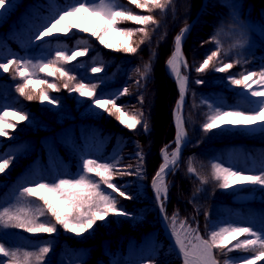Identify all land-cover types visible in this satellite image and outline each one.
Returning <instances> with one entry per match:
<instances>
[{
    "label": "trees",
    "instance_id": "obj_1",
    "mask_svg": "<svg viewBox=\"0 0 264 264\" xmlns=\"http://www.w3.org/2000/svg\"><path fill=\"white\" fill-rule=\"evenodd\" d=\"M66 1L22 0L18 9L12 13L10 21L0 27V58L3 56L7 59L11 58L8 54L13 49L20 54L23 53V56L26 55L27 42L39 46L42 41L36 42L33 37L38 33L40 24H47L59 8V2ZM240 1L252 22L259 26L264 25V0ZM116 2L122 8L130 9L134 14L152 15L158 21V27L152 24L147 26L151 39H146L137 53L125 54L108 49L101 45L97 38L93 39L88 33L76 29L67 35H54L50 39L61 42L62 39L63 41L70 39L69 47L74 50L88 48L89 51L85 55L87 64L77 67L73 61L59 65L77 77V80L72 81L71 84L80 81L95 83L98 85L97 94H103L105 97L113 96L124 87H128L129 94L121 96L116 102L118 105H128L127 109L130 113L138 114L142 111L148 121L149 130L145 131L142 126H138L136 130H128L114 117L107 113L101 114L99 110L91 108V99L80 97L74 92L70 93L63 87L66 82L64 79L48 77L45 73H39V78L56 83L60 90L53 91L46 85L38 84L36 94L38 96L39 90L43 88L50 97L58 101V104H49L47 101L41 103L39 99L27 101L15 90L16 85L22 81L18 77L13 79L14 70L10 69L8 73L0 70V104L6 100L11 105L5 109L10 112L22 110V114H27L29 117L25 121L18 122L14 130L10 129L9 137H0V155L12 159L5 172L0 173V198L12 193L20 183L35 178L38 173L47 169L55 170L57 164L53 161L47 143L43 142V139L49 135L62 136L58 141L57 152L73 171H77L82 166L83 160L94 159L88 156L83 158V152L79 149L81 147L83 150H88L86 140L93 142L94 148L97 147L101 150L100 154L107 157L105 160H97L98 162L116 164L121 170L126 169L128 165H132L134 170L140 162L137 152L142 151L143 175L115 176L113 180L122 191L134 197V199H124L114 194L119 200L117 206L131 213L132 218L109 215L105 222L98 221L92 230L79 236L60 226H57V232L53 234H32L23 229H16L33 243L48 238L49 241L44 245L50 247L46 259H51L55 263L62 250H70L73 254L82 250L88 252V257L80 264H110L119 249L126 254L131 248L150 244L154 255L143 264H150V261L152 264H181L180 257L170 248V241L163 234L158 205L150 182L162 164L163 146L174 139L176 132L173 110L178 99V88L166 68V61L173 52L175 36L196 15L203 0H172L165 11L153 9L151 12L137 8L131 0H116ZM230 4L231 0H208L184 45V53L192 68L185 113L189 141L178 167L172 170L168 177L166 214L169 224L173 214L178 213L177 218L197 224L207 236L210 235L208 231L206 232L210 219L225 216L232 211L252 216L257 223L264 222V187L245 185L223 190L219 187V181L213 178L212 169L214 163L225 167L224 160L231 157L242 156L246 160H264V130L249 131L238 127H227L208 133L202 130L206 114L209 113L208 104L215 107L217 104H229L234 109H239L246 102L247 95L243 93V88L231 85L228 77L240 78L241 73L259 72L264 68V36L251 30L252 37L249 43L243 44L246 40L239 38L238 29L234 32L227 29L224 33H220L224 18L230 13ZM102 23L101 18H98L96 26ZM138 27L142 26L133 22H121L116 26L118 29ZM141 38L142 34L139 33L133 36L134 44L139 43ZM213 38L220 42V56L213 62L214 66L237 60L240 63L224 73L216 72L212 67L204 73H197L196 68L199 67L197 65L217 49V44L212 42ZM106 39L112 44L119 45L126 38L113 29L109 30ZM82 41L86 43H81ZM48 48L51 51L48 61L54 60L57 51L54 43ZM149 61H151V74L146 80L137 84L140 75L136 69H143L144 64ZM96 64L102 67V71L98 74L91 71ZM197 79L203 80L204 83L196 84ZM168 87L171 92L167 97ZM141 96L143 103H140ZM161 110H163L162 116ZM8 119L16 123L11 116ZM72 136L76 137L79 144L68 139ZM190 166L195 169L194 173L189 172ZM96 179L99 181L98 177ZM138 179L142 185L140 189L133 186L137 184ZM242 195H252L253 198L240 199L239 196ZM35 199L37 205L42 206L43 202ZM46 219L54 223V219L50 216L40 217V221ZM244 239H252V236L245 234L238 240L232 239L228 247L232 248ZM166 249L169 251L166 252ZM260 250L257 247L255 251L234 249L229 252L227 249L214 248V254L219 264H224L228 257L244 260V257H254ZM1 257L3 256L0 255ZM162 257L165 259L160 261L159 258ZM255 264H264V260H258Z\"/></svg>",
    "mask_w": 264,
    "mask_h": 264
},
{
    "label": "snow or ice",
    "instance_id": "obj_2",
    "mask_svg": "<svg viewBox=\"0 0 264 264\" xmlns=\"http://www.w3.org/2000/svg\"><path fill=\"white\" fill-rule=\"evenodd\" d=\"M172 0H131L137 8L145 9L151 12L153 9L165 11ZM5 5V0H0V7ZM3 13L0 12V16ZM93 15L101 17L102 24H97L96 30L91 31V36L96 37L99 43L104 47L116 51H121L125 54H135L138 48L145 40H150L148 25L159 26L158 21L152 15H137L130 9H125L119 6L116 0H99V3L91 2V0H76L75 3L65 7L62 10L55 12L49 19L47 24L42 27L34 37L36 42L43 41L45 38L54 35H67L73 29L88 33L90 29L85 26L87 19ZM70 17H82L85 24H73ZM121 22H133L142 27L135 29H118L116 26ZM117 30L120 35L126 39L119 45L110 43L107 39L109 30ZM55 30V31H54ZM189 26L181 29L180 33L174 38V48L171 57L166 61V66L170 74L177 83L179 99L177 107L174 109V123L177 128L175 138V149L171 153V159L167 151L168 145L161 150L163 163L160 165L152 180V189L158 201L162 213L165 214V219H169L166 214L165 204L168 198V185L166 176L170 173L172 167L177 164L180 156V149L186 139V131L184 128L183 105L188 90V76L181 72V67L188 69L187 60L183 55V39L185 38ZM137 33L142 34L139 43L133 41V36ZM212 42L217 44V49L209 54L203 62L196 68L197 73H204L210 67L214 71L224 73L234 67L240 61L222 63L221 66H214L213 62L220 56V42L213 38ZM81 43H86L82 41ZM89 51L88 48L82 50H72L68 54V50H57L55 59L39 61L33 63L32 60L23 58H10L6 62H0V70L8 73L10 69L14 70L15 76L22 81L16 85V92L20 96L25 97L28 101L39 99L41 103L47 101L49 104H58V101L50 97L49 93L43 88L39 90L37 96L36 85H46L48 89L59 91V87L54 82H49L47 79L39 78V73H45L48 77H56L64 79L66 82L63 87L70 93H77L80 97H86L92 100L90 105L94 110H99L101 114L107 113L114 117L117 122L126 127L128 130H136L138 126H142L145 131L149 130L148 121L144 118V113L140 111L138 114L130 113L125 110V106L118 105L117 100L121 96L129 94L128 87H124L121 91L113 96L105 97L103 94H97L98 85L88 84L83 81L71 84L77 80V77L62 66L75 61L78 57H83ZM93 73H100L102 67H93ZM136 72L140 75V84L142 80H146L151 74V61L144 64L143 69L137 68ZM255 78V79H254ZM228 80L231 85L242 87L246 94L251 97H264V68L259 72L249 71L247 74L241 73L240 78L229 76ZM251 81V83H249ZM196 84L202 85L203 80L197 79ZM253 85H256L259 90H254ZM140 103H143V97L140 98ZM260 107L251 111L239 109L224 110L220 107H215L208 104L209 113L206 114V120L202 125V130L205 133L212 130H223L227 127H243L251 128L259 126L264 130V99L258 101ZM203 103H207L203 101ZM11 116V122L8 117ZM29 119L27 114H22V110L8 111L7 109L0 110V137H9V130H14L17 123ZM139 164L133 170L132 165H128L126 169L121 170L116 167V164L107 162H98L95 159H85L82 163V175L78 178H60L57 181L41 182L38 181L34 185L24 186L20 190L18 204L16 206H8L0 209V228H17L23 229L32 234H53L57 232V226L71 232L77 236L92 230L97 222H105L109 215L124 216L132 218V214L125 211L122 207H118V197L124 199H134V197L122 191L121 187L113 182L115 176L124 175H143V152H137ZM12 163V159L8 156L0 155V173ZM213 178L219 181V187L223 190L233 189L235 187H243L245 185H259L264 187V172L259 175H243L239 171H234L230 167H224L221 164H212ZM189 172L194 173L195 169L189 167ZM94 177H98L99 181ZM206 182V181H202ZM101 185L106 186L102 188ZM111 189V192L106 191ZM28 198H37L42 201V206L37 205L33 210L30 205L31 201ZM42 216H50L54 219H46L39 221ZM178 213H174L171 217L170 231L175 240L176 246L179 248L183 256L184 264H216L213 249H242L245 251H255L258 247L261 249L254 257H244L245 264H255L258 260H264V238L260 234L253 231L250 227H222L218 231L210 233V239H203L197 229H192L189 225L184 228L185 221L180 222V227L177 228ZM180 229H184L182 232ZM195 232V240L193 244L191 240V248L185 244V234ZM248 234L255 239H244L239 241L232 248L228 245L232 243L229 239H239V237ZM50 251V247H40L35 253L25 251L20 253L19 249H9L5 244L0 243V255L8 257L6 262L0 261V264H46V256ZM226 254V253H225ZM150 264L152 262L150 261ZM225 264H230L226 261Z\"/></svg>",
    "mask_w": 264,
    "mask_h": 264
},
{
    "label": "rangeland",
    "instance_id": "obj_3",
    "mask_svg": "<svg viewBox=\"0 0 264 264\" xmlns=\"http://www.w3.org/2000/svg\"><path fill=\"white\" fill-rule=\"evenodd\" d=\"M76 0H67L66 3L63 2H59L58 6L59 9L56 10H62L65 7L75 3ZM91 2L94 3H99V0H91ZM22 3V0H5V5L3 7H0V12L3 13L2 16H0V27L4 26L7 22L10 21V18L12 16V13L15 12V10L18 9L19 5ZM234 9V14L235 17H237L236 19L233 17L229 19V23H224L221 28H220V33H224L225 31H227L229 24H230V31L234 32L238 29V36L240 39H244L245 38V42L243 44H248L250 39H251V35H250V31L254 30L257 31L258 33H260L262 36H264V25H257L252 23V21H250V19L248 18H243L242 16V10L240 8H238L237 6H233ZM233 14V16H234ZM52 17V16H51ZM98 18H101L99 16L93 15L91 17H89L87 19V23L85 24V20L82 17H70V21L73 24H85L86 27H88L90 29V32H88V35H90L91 38L95 39L96 37L91 36V31H95L96 30V23ZM45 25V23L40 24V28L38 29V32L40 30H42V27ZM55 31V30H54ZM36 34V33H35ZM71 37V36H70ZM51 37L45 38L38 47L34 46L33 44H31L30 42L26 44V46L28 47V50L26 52V55H24V57H27L28 60H32L33 63L39 62V61H45L47 62L49 57H50V49L48 48L49 45L51 43H54V47L56 50H68V54H71V51L74 49H71L69 47V42L71 41L70 39L64 40H54L52 41L50 39ZM58 42H61V44H59ZM63 43V46H62ZM79 49V48H77ZM39 50V51H38ZM80 50V49H79ZM36 51H38L36 53ZM22 54V56H20ZM19 53L16 50H12L8 55L12 58V57H19L23 58V53ZM4 58H0V62H6L5 60H3ZM86 57L83 56L82 58H77L75 60V64H81L85 60ZM199 66V65H197ZM95 67H98V65H95ZM98 74V73H97ZM255 79V78H254ZM249 83H251V81H249ZM116 89H119V87H116ZM253 89L254 90H259L257 88L256 85H253ZM168 90V95L167 97L170 95V88H167ZM243 93L246 94L245 90L243 89ZM247 95V99L245 104L239 109V110H244V111H251L254 109H257L260 107L259 104V100L264 99V97L261 98H256V97H251L250 95ZM166 99V98H164ZM27 100V99H25ZM28 101V100H27ZM5 105H0V110L5 109L7 107H9L11 104L8 101H5L4 103ZM127 105V104H126ZM128 106V105H127ZM127 106H125V110L128 111ZM219 107H221L224 110H234V108H232L230 105H221L219 104ZM162 112H160V115H163V110H161ZM166 119V117H163ZM168 122V121H167ZM238 128H243V127H238ZM249 131H259L262 130L259 126H253L251 128H243ZM62 136L60 134H55V135H49L48 137H45L43 139L44 143H47L48 148L51 151V154L53 156V161L56 162L57 166L56 169L54 171H50L49 169H47V171H43L38 173V175L32 179L30 178L26 183H23L22 186L17 189L12 195H6L4 198H2V200L0 201V209H3L4 207H8L10 205L12 206H16L18 204V199H19V193L20 190L22 189V187L27 186L28 183H36L38 181L41 182H52V181H57L60 178H78L80 175H82V166L77 170V171H73V169L66 163V161H63V158L59 156V152H57V145H58V141L59 139H61ZM71 141L79 144V141L76 139V137L72 136L70 138ZM173 140V139H172ZM86 146L88 148V150H83L81 147H79V149L83 152L84 157L88 156V157H92L96 160H105L107 159L106 156H102L101 150H98L97 147L94 148V144L93 142H90L89 140H86ZM168 153L171 156V153L174 151L175 149V140L170 143V145H168ZM165 147V145L163 146ZM163 162V159H162ZM224 164L225 167H230L231 169H233L234 171H239L241 172L243 175H259L262 172H264V160L262 161H256V160H246V158H243L241 156H237V157H232L231 159H225L224 160ZM139 177V176H138ZM95 180L96 177H94ZM151 183V182H150ZM166 183L169 186V182L168 179L166 178ZM147 184V182L145 183ZM134 188L136 189H140L141 188V183L140 180H137V184L133 185ZM102 188H106L103 185L101 186ZM106 191L111 192L110 189H106ZM168 194H169V187H168ZM240 199L243 198H247V199H252L253 196L252 195H242L239 196ZM35 198H28L29 201H31V205L30 207L34 210V200ZM36 200V199H35ZM34 200V201H35ZM166 205V204H165ZM168 220V219H167ZM184 221V219H179L177 218V228L180 227V222ZM169 222V221H168ZM185 225L184 228H187L189 225L191 226L192 229H197L200 236L203 239H210V235L207 236L206 234H204L202 231V228H199L197 226V224H193L190 221H185ZM160 223L162 224V218L160 216ZM229 226H233V227H250L251 229H253V231L257 232L258 234L261 235L262 238H264V222L263 223H256L254 221V218H246L244 215L240 214L238 211L237 212H231L229 214H227L225 217H219V218H212L210 220L209 223V228L207 227L206 232L208 231V233H211L212 231H218L220 228L222 227H229ZM182 232L184 231V229H180ZM185 234V244H188V241L191 240L193 244L197 243V241L195 240V232H191L189 233H184ZM170 241H173L172 238H168ZM230 240H232L233 238L230 236L229 237ZM252 239H255V237L252 236ZM0 243L5 244V246L9 249H19L20 253L22 255L23 252L28 251V252H37L39 250V248L42 246L43 242L38 243L36 245H32L25 237H23L20 233V231L15 230L14 228H0ZM188 247L191 248V244H188ZM174 251L175 248L171 245V247ZM153 247H150V244H141L139 248H133L127 256V259H125V257H122L120 254L116 257L115 261L116 264H142L146 259L151 258L154 254H153ZM166 252L169 250H165ZM175 253L177 254V252L175 251ZM87 254L83 253V252H79L76 255L71 254L70 252H66V257L63 256V261L62 264H79V262L86 258ZM213 256L215 259L216 264H219L218 260L215 257L214 254V249H213ZM179 257V256H178ZM9 258L8 257H1L0 261L6 262ZM165 258H159V260H164ZM181 259V258H180ZM181 264H184V260L181 259ZM226 261H229L230 264H245L244 260L241 259H237V258H231L228 257L225 259L224 264Z\"/></svg>",
    "mask_w": 264,
    "mask_h": 264
},
{
    "label": "water",
    "instance_id": "obj_4",
    "mask_svg": "<svg viewBox=\"0 0 264 264\" xmlns=\"http://www.w3.org/2000/svg\"><path fill=\"white\" fill-rule=\"evenodd\" d=\"M206 2H207V0H203L202 6H201L200 9L198 10L197 14H196V15L193 17V19H192V20L186 25V26H189V31L187 32L185 38L183 39V48H184V44H185V41H186V39H187V37H188V35H189L190 30H191V28L193 27L194 23L196 22V20H197L199 14L202 12V10H203V8H204ZM183 55H184V57L186 58V56H185V54H184V51H183ZM186 60H187V59H186ZM181 72H182V67H181ZM186 100H187V95H186V97H185V101H184V105H183V111H184V109H185V103H186ZM176 134H177V128H176ZM175 138H176V137H175ZM182 151H183V147H181V149H180V156H179V159H180V157H181ZM178 161H179V160H178ZM178 161H177V162H178ZM151 187H152V183H151ZM152 190H153V189H152ZM153 193H154V192H153ZM159 210H160V215H161V217H162V224H163V226H164V233H165V235H166L168 238H170V235H169V233H170V226H169V224H168L167 219H165V214L162 213L160 207H159ZM171 242H172V241H171ZM172 246L175 248L177 254L183 259V256L181 255V253H180L178 247H177L173 242H172Z\"/></svg>",
    "mask_w": 264,
    "mask_h": 264
},
{
    "label": "bare ground",
    "instance_id": "obj_5",
    "mask_svg": "<svg viewBox=\"0 0 264 264\" xmlns=\"http://www.w3.org/2000/svg\"><path fill=\"white\" fill-rule=\"evenodd\" d=\"M184 128H185V126H184ZM185 131H186V130H185ZM169 158L171 159V156H170V155H169ZM167 176H168V175H167ZM167 176H166V178H167ZM171 238H172L173 242L175 243V240H174L172 234H171ZM175 245H176V243H175Z\"/></svg>",
    "mask_w": 264,
    "mask_h": 264
}]
</instances>
